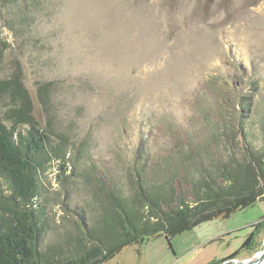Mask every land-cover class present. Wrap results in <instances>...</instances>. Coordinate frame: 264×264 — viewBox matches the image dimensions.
Segmentation results:
<instances>
[{
    "label": "rangeland",
    "instance_id": "374dc122",
    "mask_svg": "<svg viewBox=\"0 0 264 264\" xmlns=\"http://www.w3.org/2000/svg\"><path fill=\"white\" fill-rule=\"evenodd\" d=\"M0 81L12 89L0 93L5 125L26 117L19 130L35 123L49 143L36 176L39 244L54 246L93 222L95 179L129 196L178 191L186 166L218 175L227 144L212 139L211 120L229 101L235 128L250 114V141L263 148L264 0H0ZM65 161L72 170L57 179ZM262 221L264 202L105 264H224ZM254 245L227 264L263 251L264 231Z\"/></svg>",
    "mask_w": 264,
    "mask_h": 264
},
{
    "label": "trees",
    "instance_id": "16d2710c",
    "mask_svg": "<svg viewBox=\"0 0 264 264\" xmlns=\"http://www.w3.org/2000/svg\"><path fill=\"white\" fill-rule=\"evenodd\" d=\"M10 90L8 81H0V93ZM241 101L244 104L245 99ZM231 105L230 101L226 107L221 104L217 119L211 120L212 139L227 144L224 153L214 155L223 165L218 175L193 172L186 166L187 176L178 182V191L162 183L142 191L133 186L135 191L129 196L118 187L111 189L108 177L95 179L93 222L75 224L62 241L47 247L39 244L44 213L39 207L36 176L40 161L46 164L52 159L45 154L49 143L35 123L29 122L27 131L19 130L20 123H28V118L22 119L25 112L16 114L22 120L11 128L0 115V264H105L127 247L142 246L161 236L170 243L206 223L229 219L264 202V146L256 151L250 141L252 136L246 130L250 114L241 117L242 129L235 128ZM241 140L246 145L244 152L239 148ZM183 160L194 161L191 154ZM71 170L67 161L60 163L57 179ZM247 229L251 232L241 249L222 262L254 248V236L264 231V221Z\"/></svg>",
    "mask_w": 264,
    "mask_h": 264
},
{
    "label": "water",
    "instance_id": "95a60500",
    "mask_svg": "<svg viewBox=\"0 0 264 264\" xmlns=\"http://www.w3.org/2000/svg\"><path fill=\"white\" fill-rule=\"evenodd\" d=\"M229 262L230 260L226 261L224 264ZM240 264H264V250L257 253L252 259L243 261Z\"/></svg>",
    "mask_w": 264,
    "mask_h": 264
},
{
    "label": "crops",
    "instance_id": "0c3cea01",
    "mask_svg": "<svg viewBox=\"0 0 264 264\" xmlns=\"http://www.w3.org/2000/svg\"><path fill=\"white\" fill-rule=\"evenodd\" d=\"M207 224V223H206ZM241 239H244L243 237H241ZM242 243H243V240H242Z\"/></svg>",
    "mask_w": 264,
    "mask_h": 264
}]
</instances>
